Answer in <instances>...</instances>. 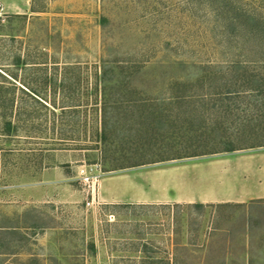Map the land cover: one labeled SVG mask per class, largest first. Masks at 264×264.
Here are the masks:
<instances>
[{
  "label": "rangeland",
  "instance_id": "374dc122",
  "mask_svg": "<svg viewBox=\"0 0 264 264\" xmlns=\"http://www.w3.org/2000/svg\"><path fill=\"white\" fill-rule=\"evenodd\" d=\"M260 153L264 0H0V264H264V198L98 199L173 166L237 198L261 161L176 166Z\"/></svg>",
  "mask_w": 264,
  "mask_h": 264
},
{
  "label": "crops",
  "instance_id": "0c3cea01",
  "mask_svg": "<svg viewBox=\"0 0 264 264\" xmlns=\"http://www.w3.org/2000/svg\"><path fill=\"white\" fill-rule=\"evenodd\" d=\"M258 160L261 162L256 163L254 166L255 168H244L241 169L239 172H237L238 178L236 181V184L242 188L237 198H231L226 195V197H223L220 195V197L216 193L215 190H204L200 192L192 193L191 191H185L186 190V180L178 181L177 183H173L175 179H183V175H176V178L173 172H171L168 176L167 169L175 168L169 167L160 169L154 172H151V176L149 177V182L153 184L154 188H156L155 192H148L149 194L152 193L154 195L155 200L148 201L145 200L144 193L142 188L140 187L139 180L142 176H145L149 173L139 174V173H131V174H123L118 176H111L107 178H103L99 181L98 184V199L101 202L105 203H119V204H147V203H156V202H162V203H168V202H184V203H191V204H210V203H243L248 200H255V199H263L264 198V153H260L258 155H246V156H240L236 159H221V160H215L211 162H205V163H195V164H187L183 166H176V168H194L200 165H204L207 163L208 168H215V167H223L227 163L230 164V162H236L239 164L248 162H251V160ZM227 160V162L219 163L216 161H223ZM221 170V171H220ZM219 172L223 173V169H220ZM207 171V170H205ZM205 171H202L200 174L201 176ZM199 173V172H198ZM200 175H198L200 177ZM214 174H210L212 176ZM207 176V175H206ZM193 177V175H191ZM148 179V178H147ZM174 179V180H171ZM186 181V182H184ZM169 182V183H167ZM163 183V184H162ZM224 182H217V185H223ZM173 184H177L176 188H173ZM152 186H150L151 188ZM153 188V189H154ZM152 189V188H151ZM174 189V190H173ZM148 190V189H147ZM174 191L177 194V199L182 200H193V201H177V200H167V198H164L165 194L167 192ZM185 191V192H184ZM181 193V194H180ZM144 198V199H143ZM145 200V201H144Z\"/></svg>",
  "mask_w": 264,
  "mask_h": 264
},
{
  "label": "built area",
  "instance_id": "2783aa9c",
  "mask_svg": "<svg viewBox=\"0 0 264 264\" xmlns=\"http://www.w3.org/2000/svg\"><path fill=\"white\" fill-rule=\"evenodd\" d=\"M82 173H84V171ZM90 181L93 182L92 178L84 177V182L89 183Z\"/></svg>",
  "mask_w": 264,
  "mask_h": 264
},
{
  "label": "trees",
  "instance_id": "16d2710c",
  "mask_svg": "<svg viewBox=\"0 0 264 264\" xmlns=\"http://www.w3.org/2000/svg\"><path fill=\"white\" fill-rule=\"evenodd\" d=\"M103 77H105V75L103 76ZM105 79V78H104ZM235 149H230L229 151H234Z\"/></svg>",
  "mask_w": 264,
  "mask_h": 264
}]
</instances>
